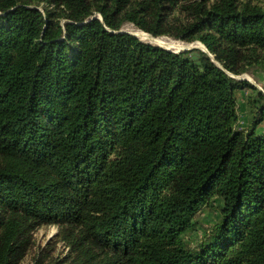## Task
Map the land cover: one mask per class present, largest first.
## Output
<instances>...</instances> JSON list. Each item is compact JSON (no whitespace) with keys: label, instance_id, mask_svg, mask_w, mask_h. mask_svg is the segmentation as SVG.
I'll list each match as a JSON object with an SVG mask.
<instances>
[{"label":"trees","instance_id":"obj_1","mask_svg":"<svg viewBox=\"0 0 264 264\" xmlns=\"http://www.w3.org/2000/svg\"><path fill=\"white\" fill-rule=\"evenodd\" d=\"M30 2L0 0V264L51 224L71 259L50 264H264V91L232 76L264 71V3ZM215 198L220 219L191 247Z\"/></svg>","mask_w":264,"mask_h":264},{"label":"rangeland","instance_id":"obj_2","mask_svg":"<svg viewBox=\"0 0 264 264\" xmlns=\"http://www.w3.org/2000/svg\"><path fill=\"white\" fill-rule=\"evenodd\" d=\"M254 4L264 3V0H251ZM32 6H37L41 11L51 9L54 7V2H48V0H31ZM95 16H100L99 12H95ZM134 29H139L132 22H125L120 30L129 31L135 33ZM142 31V30H141ZM153 38H163L177 43L180 47H174L173 49H179L184 46L181 39L173 38L169 35L153 36L150 33L142 31ZM136 34V33H135ZM137 35V34H136ZM145 41V40H144ZM150 42V41H149ZM155 44V43H154ZM165 47V46H164ZM167 47V46H166ZM170 48V47H168ZM212 55V54H211ZM214 58V55H212ZM219 66H222L220 62L216 61ZM235 78L240 80H247L257 89L264 91V71L259 67H253L249 71L235 75ZM252 89L244 88L238 92V127L241 129H247L249 127V112L247 98L251 94ZM258 133H264V122H262L258 128ZM222 204L220 198H215L212 202L205 205L196 215L197 230L190 233L187 236L188 244L191 247L197 246L212 232L215 225L220 219V208ZM71 259L70 247L68 243L62 239L60 228L58 225H41L36 227L33 231L32 244L26 255L22 259L20 264H33L39 261L42 264H50L55 262L65 263Z\"/></svg>","mask_w":264,"mask_h":264},{"label":"water","instance_id":"obj_3","mask_svg":"<svg viewBox=\"0 0 264 264\" xmlns=\"http://www.w3.org/2000/svg\"><path fill=\"white\" fill-rule=\"evenodd\" d=\"M120 31H121V32H128V33H130V34H133V35L137 36L140 40H142L138 35H136V34L133 33V32L123 31V30H120ZM153 36H154V35H153ZM142 41H144V40H142ZM144 42L149 43V44H154V43L149 42V41H144ZM183 44H184V46L181 47V48H179V49L168 48V47H164V46L159 45V44H154V45H158V46H161V47H163V48H166V49H168V50H171V51H174V52H178V53H179V52H182V51H186V50H192V49H195V48L202 49L203 51L210 53V52L208 51L207 47H206L201 41H196V42H193V43L183 42ZM210 55H211V54H210ZM211 56H212V55H211ZM232 76H233V75H232ZM233 77H235V76H233Z\"/></svg>","mask_w":264,"mask_h":264},{"label":"bare ground","instance_id":"obj_4","mask_svg":"<svg viewBox=\"0 0 264 264\" xmlns=\"http://www.w3.org/2000/svg\"><path fill=\"white\" fill-rule=\"evenodd\" d=\"M135 33L142 39V40H145V41H150L152 43H155V44H159V45H162V46H167V47H170V48H174V47H180V45H178L177 43L175 42H172L170 40H167V39H163V38H153L151 37L150 35L142 32L141 30H137L134 29Z\"/></svg>","mask_w":264,"mask_h":264}]
</instances>
